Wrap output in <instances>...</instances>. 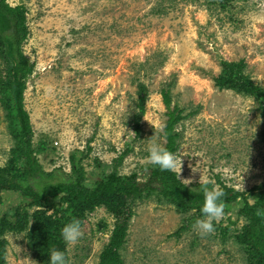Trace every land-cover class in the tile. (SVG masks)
<instances>
[{
    "label": "rangeland",
    "instance_id": "rangeland-1",
    "mask_svg": "<svg viewBox=\"0 0 264 264\" xmlns=\"http://www.w3.org/2000/svg\"><path fill=\"white\" fill-rule=\"evenodd\" d=\"M7 2L26 9L29 32L22 51L33 73L23 103L33 156L45 173L60 169L68 175L70 156L87 153L81 164L91 184L128 147L118 171L136 173L144 181V167L153 165L147 159V139L155 134L165 145L160 90L169 89L171 106L185 116L175 127L181 168L174 172L180 181L214 187L221 182L238 192L264 185V117L258 103L214 83L221 61L242 60L244 73L264 88V0ZM4 71L0 59L1 76ZM139 83L148 94L135 136ZM5 113L0 104V168L12 165L19 173ZM254 202L248 199L250 205ZM70 205L63 196L35 205L20 193H0L3 264H49L59 239L68 264H98L115 219L104 205L83 214ZM241 206L237 201L228 215L213 222L227 231L222 241L215 230L201 235L194 223L175 237L182 217L191 212L182 215L154 200L137 201L120 251L123 264H256L234 238L244 224L236 215ZM74 219L80 221L82 235L68 243L60 230Z\"/></svg>",
    "mask_w": 264,
    "mask_h": 264
},
{
    "label": "trees",
    "instance_id": "trees-1",
    "mask_svg": "<svg viewBox=\"0 0 264 264\" xmlns=\"http://www.w3.org/2000/svg\"><path fill=\"white\" fill-rule=\"evenodd\" d=\"M28 32L25 7L10 6L7 0H0V59L5 63L4 75H0V104L6 112L5 117L10 124L9 127L11 126L10 133L16 141V148L12 154L15 162L19 161L22 168L19 173L12 165L0 168V193H20L31 199V203L35 205L63 196L71 204L69 208L78 214H83L85 209L92 211L95 206L104 205L113 215L115 223L109 241L99 255L98 264H123L120 251L124 246L128 226L134 215L133 207L137 201L154 200L160 205L173 207L182 215L191 212L190 215L182 217V224L172 235L179 237L188 231L195 220L202 216L200 208L204 197L201 184L186 185L174 171H162L154 164L144 167L147 171L144 181L140 182L136 173L121 175L118 167L128 154V147L112 160L111 165H108L110 170L106 172L103 168L104 171L96 175L91 184L87 182L81 164L88 156L87 153L79 158L74 154L70 156L68 175L60 169L50 173L42 170L33 156L30 118L23 103L26 80L33 73V64L22 51ZM220 64L221 74L214 80L215 85L220 89L254 98L264 117V88L254 84L244 73V62L221 61ZM137 86V113L132 120L135 136L141 131L140 122L145 113L148 94L146 85L139 83ZM160 95L166 116L162 136L165 140L164 148L176 153L178 135L175 127L185 116H182V111L177 106H171L169 89H161ZM95 164L100 166L97 160ZM217 183L218 188L224 192L222 199L225 203V215L230 213V205L239 200L242 203L236 215L243 218L244 224L236 231L235 241L242 245L245 257L256 264L258 262L264 264V185L253 187L247 192H238L221 182ZM208 187L214 186L208 184ZM250 197L255 200L252 205L248 203ZM258 210L260 215L256 214ZM214 230L218 232L220 239L225 241L226 229H218L215 226ZM4 246L5 240H0V264L4 263ZM58 250L65 253L61 239L58 241ZM65 257L68 264L66 253Z\"/></svg>",
    "mask_w": 264,
    "mask_h": 264
},
{
    "label": "clouds",
    "instance_id": "clouds-1",
    "mask_svg": "<svg viewBox=\"0 0 264 264\" xmlns=\"http://www.w3.org/2000/svg\"><path fill=\"white\" fill-rule=\"evenodd\" d=\"M148 156L147 159L154 165H158L163 170L174 171L178 166L181 168V159L177 155L164 148L157 142L155 134L147 139ZM190 183V181L185 180ZM200 183V182H199ZM203 192V204L200 208L201 218H197L193 227L201 235L210 234L214 231V221L220 220L225 215V203L223 201L224 192L218 186L208 187L207 182L201 184ZM260 215L259 210L256 213ZM61 236L68 243H75L80 236L81 224L79 220H71L61 228ZM49 264H67L65 253L58 249H51L49 253Z\"/></svg>",
    "mask_w": 264,
    "mask_h": 264
}]
</instances>
